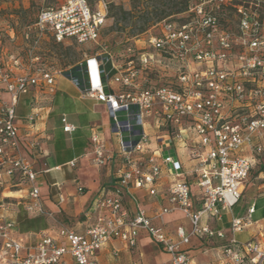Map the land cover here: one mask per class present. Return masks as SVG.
<instances>
[{
	"label": "built area",
	"instance_id": "2783aa9c",
	"mask_svg": "<svg viewBox=\"0 0 264 264\" xmlns=\"http://www.w3.org/2000/svg\"><path fill=\"white\" fill-rule=\"evenodd\" d=\"M35 1L41 6L33 25L35 42L50 37L55 43L97 46L109 6L115 2ZM46 1L54 4L44 6ZM229 10L236 17L235 31L223 19ZM184 14L157 23V33L149 35L140 47H127L120 64L100 46L101 54L85 56L78 65L79 97L104 104L118 128L122 156L116 170L118 187L91 204L88 214L95 216V223L84 233L61 226L56 238L43 236L33 248L25 247L18 237L9 215L11 207L0 196V264H61L64 256L76 264H96L94 255L106 243L120 241L132 249L140 233L168 255L161 264H193L184 250L192 238H224L222 230L201 220L208 217L222 223L224 213L238 203L249 173L264 154V0H206L194 3ZM28 53L23 57L0 47V86L9 99L0 101V189L27 185V214L51 217L41 204L40 173L19 154L15 108L19 98L32 90L54 93L60 72L37 66L38 58ZM37 118V113L26 117L29 122ZM61 124L64 133L74 131L65 116ZM146 124L153 127L157 138L152 151L148 149L150 135L144 132ZM131 127L140 131L124 135L123 129ZM169 140L184 144L189 160L195 162V185L202 194L199 208L192 201L190 185L177 181L166 192V205L155 214L148 216L138 204L129 213L122 205L123 190L148 188V194L155 196L153 186L161 177L162 166L175 178L184 175L177 159L170 153L163 155L162 145ZM91 145L96 166L111 159L97 135L91 136ZM37 146L35 141L28 144L32 150ZM67 165L73 168L75 162ZM4 178H17V182L6 186ZM58 200L63 201L61 195ZM173 212L183 215L189 231L178 226L175 238L170 239L163 231L164 217ZM253 213L251 206L245 217L230 220L231 238L221 246L225 264H264L263 225L253 239L236 240L251 224ZM118 255V250H112L113 257Z\"/></svg>",
	"mask_w": 264,
	"mask_h": 264
},
{
	"label": "crops",
	"instance_id": "0c3cea01",
	"mask_svg": "<svg viewBox=\"0 0 264 264\" xmlns=\"http://www.w3.org/2000/svg\"><path fill=\"white\" fill-rule=\"evenodd\" d=\"M76 68L79 73L78 79L71 77L73 69L64 71L55 78L54 93L47 94L32 90L28 95L19 98L15 108V125L19 131V154L28 159L34 170L40 173L37 184L41 204L46 211L52 213L51 217H30L27 214L25 205L28 203V186L25 184L0 189V196L11 207L9 215L16 223L18 237L27 248H33L43 236L56 238L57 229L61 226L77 234L84 233L95 223V216L88 214L91 204L101 194H111L118 187L116 170L122 162L117 140L118 128L112 124L111 113L104 104L79 97L78 93L82 85L81 68L79 66ZM2 94L5 93L2 92ZM8 100V95L5 99H1V101ZM33 113H37L38 118L34 122L27 121L26 117ZM62 116H65L68 123L74 127L71 134L62 131ZM135 130L137 129L134 127L126 128L123 129V134L130 135ZM92 135L99 137L103 143L105 155L111 158L100 166L92 162ZM153 135H150L148 146L150 151L155 149L157 143V138ZM158 140L161 142L162 139ZM32 141L38 144L33 150L28 147ZM178 143L176 140H169L162 145V151L163 155L170 153L181 163L184 175L175 178L169 174L165 166H162L161 177L153 186L156 190L155 196L148 194V188L137 190L130 187L128 192L123 190L122 205L129 213H133L135 204H138L148 216L155 214L166 205V192L177 181H185L190 185L192 201L195 208H199L202 194L195 185L197 178L193 173L195 162L189 160L188 155L186 158L178 156L176 153ZM71 161L75 162L73 168L67 165ZM156 162L161 164L160 160ZM45 171L47 172L42 173ZM51 172H54L56 176L48 186L43 176ZM8 181L16 183L17 178L8 179ZM79 188L81 192H78ZM59 195L62 196V202L58 200ZM255 202L250 207H254ZM250 207L241 216L236 215L235 212H239L234 209L224 213L220 224L214 219L203 217L201 223L208 224L212 229L222 230L224 238L222 240L192 238L189 246L184 247V250L188 252L193 264H225L221 246L231 238L229 222L232 218L245 217ZM164 221L163 231L170 239L175 238V230L178 226H183L186 231H189V223L180 212L166 215ZM262 225L264 227V217L260 216V209H258L252 214L251 224L242 233L236 235V240L244 243L253 239ZM19 228L25 231L19 232ZM114 249L119 251L118 257L112 256ZM202 252H214V257L209 262H204L196 257V253ZM146 255H151L155 262L153 263L152 260L146 262ZM167 260L168 255L164 250L145 233L139 234L136 246L132 249L114 240L106 243L94 255L96 264H161ZM61 264L76 263L70 256H64Z\"/></svg>",
	"mask_w": 264,
	"mask_h": 264
},
{
	"label": "rangeland",
	"instance_id": "374dc122",
	"mask_svg": "<svg viewBox=\"0 0 264 264\" xmlns=\"http://www.w3.org/2000/svg\"><path fill=\"white\" fill-rule=\"evenodd\" d=\"M180 1L182 0H115L109 6L97 46L91 43L79 45L73 41L55 43L50 37L35 42L33 25L41 7L40 4L35 0H0V47L23 57L28 56L29 51L31 55L38 58L37 66L60 73L78 66L85 56L101 54L100 46L106 47L114 63L120 64L124 59L121 55L125 53L127 47L135 44L140 47L142 41L149 35L157 33V23L167 17H175V19L185 17L184 13H177L182 8ZM203 1L206 0H190V3ZM51 4L54 2L46 1L44 6ZM223 19L229 29L235 31V14L229 10ZM1 88L0 86V101L6 96L2 94ZM144 132L147 135H153L155 130L150 124H146ZM178 145L176 153L186 158L187 148L181 142ZM55 176L54 172L44 175L45 184L49 186ZM4 181L8 186V179L4 178ZM262 197H264V154L259 157L258 163L249 173L235 210L243 215L252 203ZM24 231L23 228H19V232ZM196 254V257L204 262H209L214 257V252ZM150 260L155 262L151 255H146L145 261Z\"/></svg>",
	"mask_w": 264,
	"mask_h": 264
},
{
	"label": "trees",
	"instance_id": "16d2710c",
	"mask_svg": "<svg viewBox=\"0 0 264 264\" xmlns=\"http://www.w3.org/2000/svg\"><path fill=\"white\" fill-rule=\"evenodd\" d=\"M179 4H181L182 8H181L180 11H178L177 13H178V14H183V13H185V12L188 10V8H189L190 6L193 5L194 3H190V0H182V1H180ZM167 18H168V17H167ZM71 77L74 78V79H75V78H76V79L79 78V73L77 72V68H76V67L73 68L72 73H71ZM121 123L124 124L125 122L122 120ZM139 131H140V129H137V130H135V133H137V132H139ZM240 199H241V197H240ZM240 199H239V201H240ZM239 201H238V203H239ZM238 203L234 206V208H233L234 211H236L235 208L238 207ZM258 209H260V216L264 217V197L261 198V199H257V200H256V202H255V204H254V213H255L256 210H258ZM235 214L241 216V215H240L239 213H237V212H235Z\"/></svg>",
	"mask_w": 264,
	"mask_h": 264
}]
</instances>
